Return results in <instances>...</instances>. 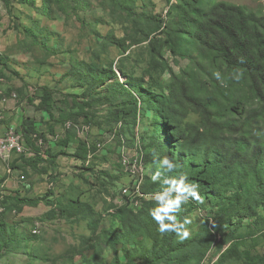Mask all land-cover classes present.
Instances as JSON below:
<instances>
[{
    "label": "rangeland",
    "instance_id": "obj_1",
    "mask_svg": "<svg viewBox=\"0 0 264 264\" xmlns=\"http://www.w3.org/2000/svg\"><path fill=\"white\" fill-rule=\"evenodd\" d=\"M219 1L264 10V0ZM179 2L0 0V138L25 121L38 135L22 154L0 150V264H264L257 178L205 193L172 139L176 162H147L156 205L135 210L121 194L135 184L124 156H147L162 129L154 106L126 89L160 93L162 83L169 95V67L181 74L190 63L167 41ZM180 111L176 124L192 135L184 154H204L206 120L185 101Z\"/></svg>",
    "mask_w": 264,
    "mask_h": 264
},
{
    "label": "trees",
    "instance_id": "obj_2",
    "mask_svg": "<svg viewBox=\"0 0 264 264\" xmlns=\"http://www.w3.org/2000/svg\"><path fill=\"white\" fill-rule=\"evenodd\" d=\"M173 12L179 20L167 41L177 61L189 60L188 67L181 74L169 67V95L162 83L160 93L152 92L151 85L145 89L144 83H130V90L126 89L134 98L137 93L131 86L139 90L143 102L156 109L162 127L153 151L145 155L146 162L155 158L159 163L176 162L168 149L175 139L181 169L190 181L206 184L205 193L213 195L220 181L226 185L236 181L241 188L252 176L259 180L257 196L264 201V10L256 12L219 0H180ZM184 101L208 124L211 144L204 154H184V147L192 142V135L176 124ZM166 119L174 129L170 130ZM21 133L27 145L35 148L33 124L25 121ZM82 144L81 152L88 156L92 147ZM150 180L146 174L144 192ZM175 180L179 184L189 181L186 174ZM16 200L39 204L45 199ZM155 205L145 200L140 210Z\"/></svg>",
    "mask_w": 264,
    "mask_h": 264
},
{
    "label": "built area",
    "instance_id": "obj_3",
    "mask_svg": "<svg viewBox=\"0 0 264 264\" xmlns=\"http://www.w3.org/2000/svg\"><path fill=\"white\" fill-rule=\"evenodd\" d=\"M6 99H2L0 104H5ZM91 126L86 125L84 127H79L82 133H86L89 131ZM24 137L22 133H15L12 130L9 135L0 138V150L5 152H17L22 154L26 150V145L23 143ZM100 146H102L100 144ZM123 166L130 173L132 178L134 179L135 184L134 188L126 187L122 190V197L127 199L128 203L135 210H140L143 207V203L147 200V195L144 192L143 184L145 182L146 174H147V162L145 159V153L140 152L138 155L134 157L124 156Z\"/></svg>",
    "mask_w": 264,
    "mask_h": 264
},
{
    "label": "clouds",
    "instance_id": "obj_4",
    "mask_svg": "<svg viewBox=\"0 0 264 264\" xmlns=\"http://www.w3.org/2000/svg\"><path fill=\"white\" fill-rule=\"evenodd\" d=\"M194 196H196L197 199H200V197L198 196V194L194 193L193 194ZM161 225V231H168L170 226L169 225H163V224H160ZM187 235V233H185V236Z\"/></svg>",
    "mask_w": 264,
    "mask_h": 264
}]
</instances>
